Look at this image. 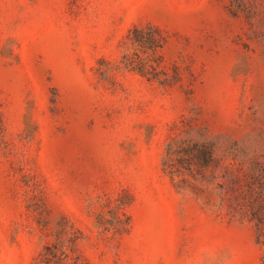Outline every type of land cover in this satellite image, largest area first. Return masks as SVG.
Wrapping results in <instances>:
<instances>
[{
	"label": "rangeland",
	"instance_id": "1",
	"mask_svg": "<svg viewBox=\"0 0 264 264\" xmlns=\"http://www.w3.org/2000/svg\"><path fill=\"white\" fill-rule=\"evenodd\" d=\"M0 264H264V0H0Z\"/></svg>",
	"mask_w": 264,
	"mask_h": 264
}]
</instances>
